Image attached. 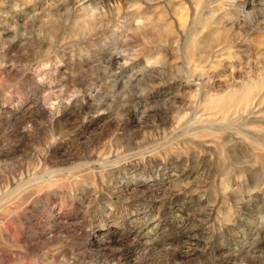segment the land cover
I'll list each match as a JSON object with an SVG mask.
<instances>
[{
    "label": "rangeland",
    "instance_id": "rangeland-1",
    "mask_svg": "<svg viewBox=\"0 0 264 264\" xmlns=\"http://www.w3.org/2000/svg\"><path fill=\"white\" fill-rule=\"evenodd\" d=\"M0 264H264V0H0Z\"/></svg>",
    "mask_w": 264,
    "mask_h": 264
}]
</instances>
